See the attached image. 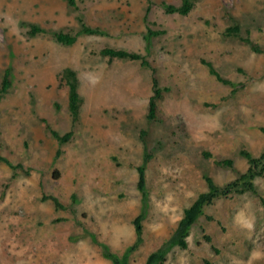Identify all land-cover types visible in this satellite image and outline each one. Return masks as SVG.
Instances as JSON below:
<instances>
[{
    "label": "rangeland",
    "instance_id": "rangeland-1",
    "mask_svg": "<svg viewBox=\"0 0 264 264\" xmlns=\"http://www.w3.org/2000/svg\"><path fill=\"white\" fill-rule=\"evenodd\" d=\"M75 1L77 12L68 0H0V85L7 70L12 83L0 102V264H113L105 247L146 264L209 192L207 179L224 187L248 170L243 151L264 153V0H197L188 16L165 13L182 0ZM77 15L101 34L58 43L55 33L80 30ZM31 24L47 34L29 36ZM233 25L238 38L224 35ZM149 29L165 33L148 42ZM105 47L150 66L109 61ZM66 67L84 104L61 145L50 130L73 128ZM154 77L169 92L150 121ZM254 184L207 206L188 249L174 247L164 264H264V177ZM140 215L143 242L129 252Z\"/></svg>",
    "mask_w": 264,
    "mask_h": 264
},
{
    "label": "trees",
    "instance_id": "trees-1",
    "mask_svg": "<svg viewBox=\"0 0 264 264\" xmlns=\"http://www.w3.org/2000/svg\"><path fill=\"white\" fill-rule=\"evenodd\" d=\"M197 0H182L180 6L172 4H163L165 8V13L168 15L178 14L181 16H188L195 7ZM69 5L78 11L77 3L75 0H68ZM77 21L80 23L81 28L77 32H58L54 34L55 40L65 46H74L79 37L94 36L101 34L99 29H94L88 26L82 15L76 16ZM240 27L238 25H233L226 28L224 35L226 37L238 38L240 36ZM164 31H153L148 30L147 41L150 42L154 37L164 34ZM47 31L36 24L29 25V36L36 37L39 35H45ZM245 42L251 45L254 51L260 52V49L255 45L250 39H245ZM99 54L108 59L109 61L119 60V61H134L141 62L143 66L149 67V62L139 53L132 52L124 49H118L113 47H105L99 51ZM203 63L209 67L210 74L214 76L219 82L228 85L231 84L230 81L225 79L216 68L209 62L203 61ZM60 81L63 86L67 89L68 93V109L72 120V130L65 135H60L54 130H50L52 135L59 141L61 145L68 143L74 136V128L80 121L81 110L84 104V100L80 95L79 86L80 80L77 72L66 67L62 70L60 75ZM12 83L10 80V70L5 72L3 80L0 85V102L5 98L11 89ZM169 92L168 88H161L156 77L153 78V95L149 101V110L147 118L150 121L155 120L157 115V108L159 101L165 98L166 93ZM264 132V127L262 128ZM243 156L247 159L249 168L246 173L240 175L236 180L227 184L224 187L216 185L211 179H207L209 192L201 194L195 203L186 210L183 219L180 221L179 226L171 239L163 245L159 250L151 254L146 262V264H164L166 262V257L170 250L174 247H179L183 250L188 249V237L190 231L195 223L198 221L200 216L203 214V210L207 206H211L216 200L221 198H231L235 195H243L248 192H255V180L257 178L264 177V153L259 158H254L249 152L243 151ZM204 156L209 158L210 154L204 153ZM219 165H224L226 167H232L233 162L228 160ZM146 168L144 166L139 168V184L138 188L143 196V202L147 201V191H146ZM264 203V199L262 200ZM144 215L138 216L134 221L136 239L135 243L129 248V252H133L138 249V247L143 242L144 228H143ZM208 242H211L210 237H206ZM104 256L110 260L113 264H129L128 256L123 257L116 255L108 247L104 249Z\"/></svg>",
    "mask_w": 264,
    "mask_h": 264
}]
</instances>
